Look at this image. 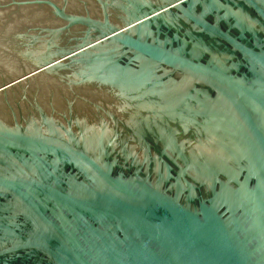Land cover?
<instances>
[{"label": "water", "instance_id": "water-1", "mask_svg": "<svg viewBox=\"0 0 264 264\" xmlns=\"http://www.w3.org/2000/svg\"><path fill=\"white\" fill-rule=\"evenodd\" d=\"M0 264H264V0H0Z\"/></svg>", "mask_w": 264, "mask_h": 264}]
</instances>
